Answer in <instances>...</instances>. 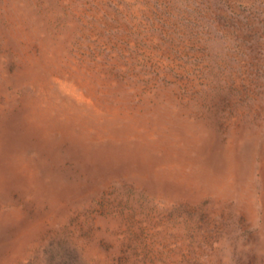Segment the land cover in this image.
Here are the masks:
<instances>
[{"label":"rangeland","instance_id":"1","mask_svg":"<svg viewBox=\"0 0 264 264\" xmlns=\"http://www.w3.org/2000/svg\"><path fill=\"white\" fill-rule=\"evenodd\" d=\"M0 264H264V0H0Z\"/></svg>","mask_w":264,"mask_h":264}]
</instances>
